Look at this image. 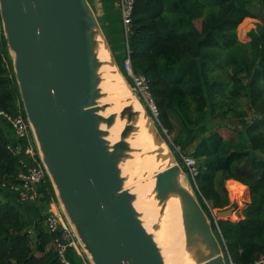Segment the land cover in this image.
I'll list each match as a JSON object with an SVG mask.
<instances>
[{
	"label": "trees",
	"instance_id": "trees-1",
	"mask_svg": "<svg viewBox=\"0 0 264 264\" xmlns=\"http://www.w3.org/2000/svg\"><path fill=\"white\" fill-rule=\"evenodd\" d=\"M116 1L103 0L105 17L98 19L120 72L134 87L124 68L130 56L134 74L148 80L158 116L145 104L146 111L175 159L181 166L186 155L195 160L198 174L190 183L227 264H256L264 259V24L249 32L247 43L239 41L237 31L244 21L258 19L253 10L264 9V0H134L127 34ZM13 64L4 38L0 111L26 117ZM217 68L227 72L226 80L211 76ZM251 112L255 115L246 127L233 129L237 137L222 135L229 115L245 121ZM172 117L180 121L183 132L170 142L168 135L175 131ZM27 153L26 142L17 140L0 116V192H11L18 200L11 188L25 170L21 161L34 165ZM252 153L261 159H249ZM229 180L249 189L250 203L239 222H215L212 211L219 215L231 206ZM40 194L38 201L26 203L45 208L32 222L14 202L0 201V264H62L53 245L55 234L44 223L56 200L50 179Z\"/></svg>",
	"mask_w": 264,
	"mask_h": 264
},
{
	"label": "water",
	"instance_id": "water-1",
	"mask_svg": "<svg viewBox=\"0 0 264 264\" xmlns=\"http://www.w3.org/2000/svg\"><path fill=\"white\" fill-rule=\"evenodd\" d=\"M0 12L27 121L79 246L91 264H165L120 169L131 151L127 138L136 113L131 106L122 109L119 118H127L128 125L113 146L102 129L112 127L116 115H101L110 107L98 105L103 98L99 35L124 76L99 22L98 0L94 8L89 0H0ZM170 158L175 163L156 176V198L180 196L187 232L198 234L210 249L200 264H227L200 202L183 186V168L172 152ZM249 159L261 157L252 153Z\"/></svg>",
	"mask_w": 264,
	"mask_h": 264
},
{
	"label": "bare ground",
	"instance_id": "bare-ground-1",
	"mask_svg": "<svg viewBox=\"0 0 264 264\" xmlns=\"http://www.w3.org/2000/svg\"><path fill=\"white\" fill-rule=\"evenodd\" d=\"M97 43L96 52L102 63L99 75L102 79L100 88L103 93V98L99 100L98 105L103 107L106 105L113 89L121 90V87H125L126 84L113 61L102 35L97 37ZM123 96L125 102L122 105L100 112L105 117L112 114L116 115L115 124L109 128L103 125L102 129L107 131L106 139L112 146L118 143L121 140L124 128L128 125L127 118H119L120 113L123 108L131 106L136 113V117L132 122L134 130L127 138L132 150L128 156L135 159L137 149L146 141L149 143L151 150L154 151L152 157L144 159V166L149 173L147 175L149 178L147 180L145 178V182L143 180L144 183L131 174L132 169L130 170L129 159L123 160L120 164L122 175H127L126 185L131 186V191L135 193L134 206L140 213L143 226L152 234L165 264H200L210 252V249L198 234L187 232L180 196L177 193H170L163 201L158 202L156 199V176L171 165V158L167 153L168 149L159 148L155 142L149 128L150 124L139 100L133 95H127L126 93ZM144 166H138V168H143ZM137 172L140 175V170ZM143 175L145 176V174ZM183 186L188 188L186 185Z\"/></svg>",
	"mask_w": 264,
	"mask_h": 264
},
{
	"label": "built area",
	"instance_id": "built-area-1",
	"mask_svg": "<svg viewBox=\"0 0 264 264\" xmlns=\"http://www.w3.org/2000/svg\"><path fill=\"white\" fill-rule=\"evenodd\" d=\"M133 5L134 0H120L119 2L122 23L126 34L131 25ZM4 38V32L3 30H0V49ZM124 68L127 74L133 79L135 84L134 87L137 86L140 93L146 99L151 111L154 115L158 116V110L150 92L148 80L143 75L136 76L134 74L130 56L125 60ZM0 116L4 117L11 125L16 139L26 142L28 147L27 154L29 155L30 161L34 164L33 166H30L27 162L21 161L25 170L19 174V182L14 184L11 189L18 195L21 202H36L41 195L40 189L47 183L49 176L41 161L33 131L27 118L22 113H19L17 116H9L0 111ZM12 152L15 155L20 154V150H12ZM186 165L189 172L195 177L198 174V167L195 160L191 157L187 158ZM44 223L48 227L49 232L55 234L53 245L55 246V250L62 264H91L87 255L79 246L72 229L64 222L63 214L58 206L57 199L50 203L49 215L46 217ZM61 239L64 243L61 242ZM69 250H73L76 253V256L78 257L76 263H73L67 256ZM256 264H264V259H261Z\"/></svg>",
	"mask_w": 264,
	"mask_h": 264
},
{
	"label": "rangeland",
	"instance_id": "rangeland-1",
	"mask_svg": "<svg viewBox=\"0 0 264 264\" xmlns=\"http://www.w3.org/2000/svg\"><path fill=\"white\" fill-rule=\"evenodd\" d=\"M89 2L92 5V7L94 8V1L90 0ZM253 11L257 14L258 19H248L247 21H244L238 28V31H237L238 39L241 42H244V43L249 42L250 41V38L248 36L249 32L251 30L256 29L257 26L264 24V9L262 7H255V9ZM196 24H197L198 28L201 27V21L196 22ZM211 76H214V77L217 76V77L225 79V80H226V78H228L227 72L223 68L215 69L213 71V73L211 74ZM123 80L126 83V86L123 87V88L121 87V90L113 89V91L110 94V97H109L108 101L106 102V104H108L110 108L119 107L120 105H122L125 102V98H124L123 95H124V93H126L127 95H133L134 97H136L139 100V102L140 101H141V103L143 102L144 103V104L142 103L143 104V109L145 110L146 109L145 108V104L146 105H148V104L146 102V99L140 93V91L137 88V86L136 87H132V86L130 87L129 84L127 83V81L124 78H123ZM145 113H146V111H145ZM254 115L255 114H253L251 112L245 121L236 119L233 115H229L227 120H226V123L229 124V127L223 128L221 130L222 135H224L225 137H237V133L233 129L236 128L237 130H240L241 127H246L247 124L249 123V121H252V119L254 118ZM146 116H147V113H146ZM155 117H157V115H155ZM147 119L149 121H151L152 124L155 123V121L151 117L147 116ZM217 121H219V119H217ZM172 122H173L174 129H175L174 133L169 136L167 131L164 132V134L168 135V139H169L170 142H173V138L176 135L178 136V135L181 134V132H183V126H182V124L180 123V121L177 118L172 117ZM149 128H150V130L152 132L151 134H152L155 142L159 146V148H162V149L167 148L168 149V152H167L168 155H171L172 151L168 148L167 144L162 140V138L159 135V133L156 130L154 132L153 131V127L152 128L149 127ZM163 144H165V145H163ZM178 151H179V149H176V152H178ZM153 155H154V151L151 150V148L149 146V143L146 141V142H144L143 145H141L137 149V155H136L135 159H134V157L131 158V156H127V158L125 159V160L129 159L130 170L132 169L131 170V174L135 178H137L138 180H141L142 183L145 182V180H144L145 178H146V180H147V178H149L147 176L149 173L147 172V170H146V168L144 166L145 165V160L144 159H146V157L147 158L148 157H152ZM189 157L190 156H187V155L183 157L185 168H184V166H181L183 168V177H182L181 181H182L183 185H186L191 190V192L196 196L194 187L190 183L191 179H193L194 176L189 172L188 167L186 165V159L189 158ZM171 162H172V164L175 163L174 160H171ZM138 166H144L143 168L145 170L142 167L138 168ZM186 169H187V171H186ZM139 170H140V172H139L140 175L137 172ZM143 174H145V176ZM123 178H124V180L126 182L127 175H123ZM143 180H144V182H143ZM125 182H124L125 189L129 190L132 194L135 195V193H133L131 191V186L126 185ZM226 188L228 190V195H229V198H230V201H231V206L228 207L225 211H223V213L220 214V215H216V211H212V215H213V217L215 219V222H218L221 219H224V220L229 219V220H231L233 222H239L240 220L243 219V211L247 208V206L250 203V192H249V189L247 188V191H246V190H244V188H240L237 185L229 184L228 181L226 182ZM2 194L3 193L0 192V199L3 197ZM157 201L159 202L158 199H157ZM207 205L209 206L210 204L207 202ZM68 255L69 254L67 253V256Z\"/></svg>",
	"mask_w": 264,
	"mask_h": 264
},
{
	"label": "crops",
	"instance_id": "crops-1",
	"mask_svg": "<svg viewBox=\"0 0 264 264\" xmlns=\"http://www.w3.org/2000/svg\"><path fill=\"white\" fill-rule=\"evenodd\" d=\"M90 1V0H89ZM94 1V0H92ZM102 1L103 0H98L99 3V12H98V16L103 18L105 17V13L103 11L102 8ZM119 2L120 0H117L115 3V6L119 7ZM103 24L107 25V21H104ZM230 181H235V180H229ZM2 198L0 199L1 202H6V201H12L14 202V204L23 212L25 213L32 221H34L36 218H38L39 214H42L43 212H45V208L43 206H41L39 203L37 204H26L21 202L20 200H18V198L13 194V193H9L8 191H4L2 192ZM64 222L66 224H68L66 218L63 216ZM30 230L33 231V228L30 227ZM71 251V252H70ZM68 251V257L71 259H75V261L78 260V258H76V253L73 250ZM75 253V254H74Z\"/></svg>",
	"mask_w": 264,
	"mask_h": 264
}]
</instances>
